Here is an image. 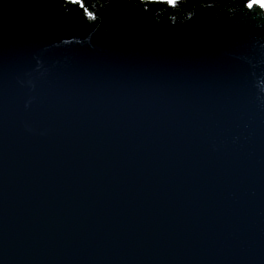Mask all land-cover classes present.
<instances>
[{"label": "water", "instance_id": "obj_1", "mask_svg": "<svg viewBox=\"0 0 264 264\" xmlns=\"http://www.w3.org/2000/svg\"><path fill=\"white\" fill-rule=\"evenodd\" d=\"M85 5L0 0V264H264V11Z\"/></svg>", "mask_w": 264, "mask_h": 264}, {"label": "snow or ice", "instance_id": "obj_2", "mask_svg": "<svg viewBox=\"0 0 264 264\" xmlns=\"http://www.w3.org/2000/svg\"><path fill=\"white\" fill-rule=\"evenodd\" d=\"M66 5H75L78 6L83 11V16L86 17L88 21L96 22L98 20V15L95 11L91 10L89 7H86L85 0H64ZM181 0H138L139 5L144 6V11H148V5H166L169 9H176L178 5H180ZM205 7H213L212 3H207L204 5ZM239 6L243 9H247L249 13H253L254 9H259L264 11V0H239ZM95 7V6H92ZM192 18V14H189L188 19ZM173 22L175 21V17H171ZM63 44L69 45L73 43H80L79 40L74 39H64L62 41Z\"/></svg>", "mask_w": 264, "mask_h": 264}]
</instances>
